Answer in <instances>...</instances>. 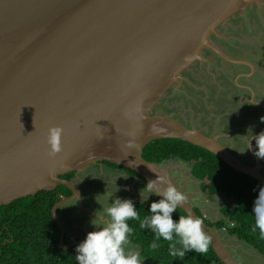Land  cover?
<instances>
[{
	"label": "water",
	"instance_id": "water-1",
	"mask_svg": "<svg viewBox=\"0 0 264 264\" xmlns=\"http://www.w3.org/2000/svg\"><path fill=\"white\" fill-rule=\"evenodd\" d=\"M264 0H0V206L64 186L52 209L82 205L72 178L96 163L128 169L164 206L181 209L223 264H239L218 230L195 212L191 196L162 164L144 160L147 145L179 139L205 149L264 188V175L219 141L172 116L152 114L211 37L235 13ZM220 55V54H219ZM144 203V202H142ZM82 210H87L82 208ZM235 238V237H234ZM237 239V238H235Z\"/></svg>",
	"mask_w": 264,
	"mask_h": 264
},
{
	"label": "rangeland",
	"instance_id": "rangeland-1",
	"mask_svg": "<svg viewBox=\"0 0 264 264\" xmlns=\"http://www.w3.org/2000/svg\"><path fill=\"white\" fill-rule=\"evenodd\" d=\"M216 34L220 38V46L216 43L212 44L220 55L215 51H212L213 55L208 50H204L201 54L203 61H195L184 71L186 76L181 75L179 82L165 92L153 108L152 114L161 112L181 121L187 127L194 126L208 136H219V141L237 156L254 151L264 174V118L259 116L261 114L259 109H245L247 105L254 104L264 110V1L261 4H249L243 12L235 13L216 29ZM245 155L248 158L243 157V161L254 165L253 154L254 160L249 154ZM181 163L184 168L181 178L187 177L188 181L193 182L190 185L192 194L198 193V190L201 192L198 202V196L194 198L195 202L198 205L206 202L204 215L212 222L218 221L221 217L220 208L234 201L219 195L214 198L209 196L202 187L208 185V181L205 179L198 187L200 181L192 176L194 163ZM97 166L98 163L80 172L83 173L79 176L80 184L89 200L82 199V205L80 203L75 205L78 211L89 208L88 204L95 205L97 208L95 213L106 215L110 220L101 222L91 216L90 219L87 218L94 220L91 225H98L101 235L110 239V242H112L110 232L115 231L119 240L118 249H116L117 244L112 243L114 249L107 248L96 252L98 256L96 264H155L143 258L139 248L129 242L125 231L113 220L116 209L126 199L119 198L115 201L113 200L115 198L110 197V193L121 192V188L127 189V185L123 180L117 188L115 184H111V175L117 173L125 178L127 176L121 170L100 175L98 168H94ZM87 171L92 174L87 175ZM66 207L60 209L58 216L63 222L68 219L65 224L64 242L69 243L73 217L67 218ZM98 222L100 224H97ZM218 233L221 237H228L225 231L218 230ZM113 241L116 242L117 239L114 237ZM239 244L243 246L245 262L261 260L260 264H264L263 257L257 252L241 242Z\"/></svg>",
	"mask_w": 264,
	"mask_h": 264
},
{
	"label": "trees",
	"instance_id": "trees-1",
	"mask_svg": "<svg viewBox=\"0 0 264 264\" xmlns=\"http://www.w3.org/2000/svg\"><path fill=\"white\" fill-rule=\"evenodd\" d=\"M258 106L249 104L245 109H259V116L264 118V110ZM245 154L254 160L250 152ZM142 157L156 164L171 158L193 162L192 175L208 181L204 188L209 195L234 199L232 205L221 209V220L212 223L201 216L203 221L264 257V188L259 182L233 170L209 151L179 139L154 141L145 147ZM73 176L69 173L61 178L70 180ZM70 194L69 189L58 186L0 206V264H78L75 246L60 248V232L52 217L54 205ZM115 221L143 258L152 263L223 264L202 231L181 209L135 202L118 208Z\"/></svg>",
	"mask_w": 264,
	"mask_h": 264
},
{
	"label": "flooded vegetation",
	"instance_id": "flooded-vegetation-1",
	"mask_svg": "<svg viewBox=\"0 0 264 264\" xmlns=\"http://www.w3.org/2000/svg\"><path fill=\"white\" fill-rule=\"evenodd\" d=\"M247 14L249 13L248 11H245ZM244 19H246V18H244ZM223 30V29H222ZM211 41H212V43H216L217 45L219 44V42H220V38H218V36H217V34H215V35H213L212 37H211ZM218 46H220V44L218 45ZM209 52H211L213 55H214V53L211 51V50H208ZM216 55V54H215ZM217 56V55H216ZM246 59H247V56H246ZM251 61H253L252 59H250ZM207 61H208V59H207ZM182 76H186V74H185V72H183L182 74H181ZM183 78V77H182ZM179 121V120H178ZM179 122H181V121H179ZM182 123V122H181ZM183 124V123H182ZM183 125H185V124H183ZM186 126V125H185ZM192 127H194V126H191V127H188V128H192ZM203 132V131H202ZM204 133V132H203ZM205 134V133H204ZM222 144V143H221ZM224 145V144H223ZM225 146V145H224ZM226 147V146H225ZM226 148H228V147H226ZM229 150H230V148H228ZM231 151V150H230ZM235 156H237L234 152H232ZM237 157H240L241 158V160L243 161V155L242 156H237ZM244 162V161H243ZM244 163H246V162H244ZM247 164V163H246ZM249 165V164H248ZM255 165V164H254ZM254 165H250V166H254ZM106 166V167H105ZM108 166V167H107ZM94 168H98V171L100 172V175L102 174V175H107V173H109V171H111L112 173H114L115 171H117V170H121L127 177L125 178V177H122L121 175H119V174H117V173H114V174H116V175H111L112 176V178H111V184H115V186L118 188V184L120 185V182H122L123 180L124 181H126L125 183H126V185H127V189H123V187L121 188V192H118V193H110V197H112V198H115V201H116V199H119V198H125L126 200L125 201H122L121 203H122V205H120L118 208H120V207H126V206H128V205H130V204H132V203H135V202H140V203H142V202H144V204H146L147 206H149V203H151L150 201L151 200H153V203L155 204V205H157V208H162V207H165L164 206V203H162V201L161 202H158V200L159 199H154V198H152V196L150 195V192L148 193L147 191H146V187H144L146 184H145V181L144 180H142L140 177H137V176H135V175H133V174H131V172H129L128 171V169H125V168H115V167H112V166H109V165H107L105 162H103V163H98V166L97 167H94ZM261 173H262V171H261ZM81 174H83V173H74V176H73V179L75 180V182L77 183V185L79 186V188L81 189V194H80V196H81V198L82 199H86L87 201H88V199L86 198V196L84 195V190H83V188H82V186H81V184H80V175ZM92 173L91 172H89V171H87V175H91ZM96 175H98V174H96ZM262 175H264L263 173H262ZM193 176V175H192ZM193 178L194 179H196V180H198L197 178H195L194 176H193ZM88 179V178H87ZM99 179V178H98ZM179 180V183H181V181H182V179H178ZM103 182H107V181H105V180H102ZM198 181H200L201 183H202V181L203 180H198ZM123 184V183H122ZM132 185V186H131ZM202 185V184H201ZM204 186L205 185H202V187H203V189H205L204 188ZM120 188V187H119ZM131 188L135 191L134 192V194H133V191L131 190ZM206 190V189H205ZM207 191V190H206ZM187 193V192H186ZM208 193V192H207ZM71 195V194H70ZM69 195V196H70ZM209 195V194H208ZM216 195H219V196H223L222 194H216ZM209 196H214V195H209ZM223 197H225V196H223ZM194 198H196V196L194 197L193 195H191V203H192V205H193V207H194V210H195V212L198 214V216L202 219V217L203 218H205L206 220H209L210 222H212L210 219H208L205 215H204V212H203V210H204V208H206V207H204L205 205L204 204H201V205H198L196 202H195V200H194ZM226 198V197H225ZM228 199H232L233 201H234V199L233 198H228ZM198 200H199V197H197V202H198ZM203 201V200H202ZM76 203H78L76 200L75 201H73V202H71L70 204H72V205H70V204H68V205H66L67 207H66V212H67V218H70V219H72V217H75V219H76V217L78 216V214H83V215H86L87 217H89V219L91 218V215H95V214H98V213H95L97 210V208H96V206L95 205H93L92 203H91V205L90 204H88L89 206V208H87V210H81V211H78V209L76 208ZM160 203H161V206H160ZM201 203H203V202H201ZM234 203V202H233ZM232 203V204H233ZM232 204H230V205H232ZM204 205V206H203ZM72 206V207H71ZM224 206H229V205H224ZM224 206H222L221 208H220V211H219V213H220V215H221V217H220V219L219 220H221L222 218H223V216H222V214H221V209L224 207ZM73 209V210H71L70 211V209ZM93 208V209H92ZM117 208V209H118ZM116 209V210H117ZM65 210H64V212H65ZM116 212V211H115ZM98 215H100V214H98ZM202 216V217H201ZM69 219V220H70ZM89 219H86L84 222H87V220H89ZM100 220V218H98V216H96L95 218H94V220ZM93 220V221H94ZM113 220H114V222H115V224L117 225V223H116V221H115V213H114V215H113ZM203 220V219H202ZM218 220V221H219ZM76 221V220H75ZM90 221V220H89ZM101 221V220H100ZM65 223L64 224H66V222H68V219H67V221H64ZM83 222V223H84ZM217 222V221H216ZM212 223H215V222H212ZM78 224H79V222H74V225H72V223H71V226H72V228H71V234H73L75 237H77V238H80V234H79V226H78ZM91 224V223H90ZM90 224L88 223L87 225H86V229H84V232H83V234H84V239H85V236H86V232L89 234L90 233V230L92 229L91 227H93V226H90ZM97 224H100V222H98ZM94 225H96V224H94ZM66 226V225H65ZM83 226V225H82ZM90 226V227H89ZM98 225H96V227H97ZM118 226V225H117ZM66 228V227H65ZM111 228V227H110ZM88 229H90V230H88ZM212 229H215V228H212ZM215 230H217V229H215ZM111 231V230H110ZM68 232H69V229H68ZM226 232V231H225ZM99 233H100V237H103V239H106L104 236H102L101 235V230L99 229ZM111 233V236H113V235H115L114 234V231H111L110 232ZM227 233V232H226ZM66 234V233H65ZM68 236H69V234H68ZM227 237V236H226ZM228 237L229 238H234V237H231V236H229L228 235ZM236 238V237H235ZM237 241H239L238 239H236ZM79 242V241H78ZM239 242H241V241H239ZM239 242H238V244H239ZM81 243V242H80ZM83 244H85L84 242H82ZM242 244H243V242H241ZM82 244V245H83ZM241 245V244H240ZM248 248H250V249H252V250H254L253 248H251V247H249V246H247ZM83 250H84V245H83ZM229 251L231 252V254H232V256L234 257V259L239 263V264H260L261 263V260H257L256 262H252V261H246L245 262V260L243 259V249L241 248L240 250L238 249V251H236L235 249H232V248H229ZM255 252H256V250H254ZM258 254V253H257ZM259 256H261V257H263L262 255H260V254H258ZM244 258H246V256L244 257ZM243 260H244V262L245 263H243ZM263 260H264V257H263Z\"/></svg>",
	"mask_w": 264,
	"mask_h": 264
},
{
	"label": "crops",
	"instance_id": "crops-1",
	"mask_svg": "<svg viewBox=\"0 0 264 264\" xmlns=\"http://www.w3.org/2000/svg\"><path fill=\"white\" fill-rule=\"evenodd\" d=\"M182 161L178 160V159H168L164 162H162V170L164 171H167L171 174V177L172 179H176L177 181V184L183 189L185 190V192L188 193L189 196L193 195L194 197L198 196L199 197V194H201V192H199L198 190V193H195V194H192V190L190 189V185L193 184L192 181H188L187 180V177L186 178H181L182 175L184 174V172H182V170H184L183 168V163H181ZM192 172V171H191ZM136 176V175H135ZM178 179H182L181 183H179V180ZM143 180V179H142ZM196 180V179H195ZM198 181V180H197ZM204 181V180H203ZM199 182V181H198ZM132 186V185H131ZM201 186V182L199 183L198 187ZM144 187H146V191L149 193L150 192V195L152 196V198L154 199H159L158 202H161L162 200L158 197V195L156 193H154L151 189H149L147 187V185H145ZM200 189V188H199ZM131 190L133 191V194H134V190L131 188ZM135 195V194H134ZM218 195H214L212 196L213 198L216 197ZM89 200V199H88ZM115 200V199H113ZM161 200V201H160ZM151 203H149V206L150 207H153V208H157V205H155L153 203V200L150 201ZM163 203V201H162ZM201 204H204L203 206L206 207V202H203ZM228 205V204H227ZM224 206V205H223ZM90 207V206H89ZM87 209V208H86ZM205 209V208H204ZM94 219V217L98 216V218H100L101 222H108L110 219L108 217H106V215H98V214H93L91 215ZM88 217L86 215H83V214H78V216L76 217H73V221H71L72 225H74V222H79V234H80V238H77L75 237L73 234L71 235V241H79V242H84L85 244L84 245V250H83V254H82V260L85 264H96L97 262V258L98 256L96 255V252L99 251V250H105L107 248L109 249H114V244H117L118 243V237H116V232L114 231V234L113 236H111V239H112V242H110V239H103V237H100V233H99V229L95 226V225H91L90 223L93 222V220H87V222H84ZM76 220V221H75ZM84 222V223H83ZM90 224V226H93L92 229H88L90 230V233L88 234L86 232V236H85V239L83 238L84 237V229H86V225L87 224ZM83 225V226H82ZM89 226V227H90ZM117 239L116 242L113 241V239ZM127 238V236H126ZM226 245L229 247V248H232V249H235L236 251H238V249L240 250L241 248L243 249V246H241L240 244H238L239 241H237L235 238H229V237H221ZM114 243V244H112ZM107 244V245H106ZM114 247V248H113ZM116 249H118V244H117V247ZM140 251V250H139Z\"/></svg>",
	"mask_w": 264,
	"mask_h": 264
}]
</instances>
